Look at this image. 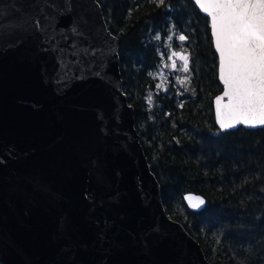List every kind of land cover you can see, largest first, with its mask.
Masks as SVG:
<instances>
[{"label": "water", "instance_id": "water-1", "mask_svg": "<svg viewBox=\"0 0 264 264\" xmlns=\"http://www.w3.org/2000/svg\"><path fill=\"white\" fill-rule=\"evenodd\" d=\"M118 46L98 0H0V264H213L166 211ZM223 89L221 132L264 128L221 129Z\"/></svg>", "mask_w": 264, "mask_h": 264}, {"label": "trees", "instance_id": "trees-1", "mask_svg": "<svg viewBox=\"0 0 264 264\" xmlns=\"http://www.w3.org/2000/svg\"><path fill=\"white\" fill-rule=\"evenodd\" d=\"M98 2L119 40L123 90L167 213L213 264H264V128H218L213 98L223 87L208 17L192 0ZM177 35L187 37L188 80L158 91L163 40L177 48ZM190 192L206 199L202 210L187 206Z\"/></svg>", "mask_w": 264, "mask_h": 264}, {"label": "snow or ice", "instance_id": "snow-or-ice-1", "mask_svg": "<svg viewBox=\"0 0 264 264\" xmlns=\"http://www.w3.org/2000/svg\"><path fill=\"white\" fill-rule=\"evenodd\" d=\"M159 2L163 4L164 0ZM196 3L211 18L219 53V79L224 84L223 96L216 99L220 128L264 126V0H196ZM35 27L40 28L39 20ZM186 39L185 35L179 36L180 41ZM172 56L183 61L184 72L189 71L187 55L173 52ZM171 68H176L175 61ZM186 199L193 208L204 204L198 197Z\"/></svg>", "mask_w": 264, "mask_h": 264}, {"label": "rangeland", "instance_id": "rangeland-1", "mask_svg": "<svg viewBox=\"0 0 264 264\" xmlns=\"http://www.w3.org/2000/svg\"><path fill=\"white\" fill-rule=\"evenodd\" d=\"M171 34H174L173 32ZM176 34V33H175ZM179 36L176 37L179 40ZM173 37H167L163 40V43L165 45V50L161 53V60L158 64L157 70L154 72L155 77L157 79L156 87L159 85L160 87H157V90H164L166 89L167 85L172 82L175 83L178 87V82H180L181 85L184 84L185 81H187L188 72H184L182 70L183 61L179 59L178 56H172L173 52H178L183 55H187L190 58V54L188 51H186L185 46L183 45V41H180V44H182L179 47H174L171 43ZM171 57V59H169ZM175 61L176 68H171V64ZM187 79V80H186ZM183 81V83H182Z\"/></svg>", "mask_w": 264, "mask_h": 264}]
</instances>
